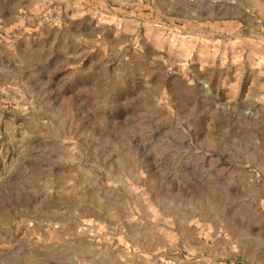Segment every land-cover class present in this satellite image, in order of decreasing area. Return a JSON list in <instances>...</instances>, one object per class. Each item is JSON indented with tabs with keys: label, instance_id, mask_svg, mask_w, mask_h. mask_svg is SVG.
Here are the masks:
<instances>
[{
	"label": "rangeland",
	"instance_id": "1",
	"mask_svg": "<svg viewBox=\"0 0 264 264\" xmlns=\"http://www.w3.org/2000/svg\"><path fill=\"white\" fill-rule=\"evenodd\" d=\"M0 264H264V0H0Z\"/></svg>",
	"mask_w": 264,
	"mask_h": 264
}]
</instances>
